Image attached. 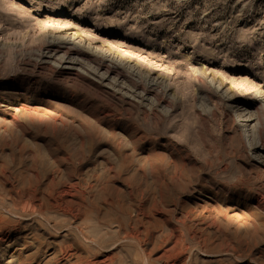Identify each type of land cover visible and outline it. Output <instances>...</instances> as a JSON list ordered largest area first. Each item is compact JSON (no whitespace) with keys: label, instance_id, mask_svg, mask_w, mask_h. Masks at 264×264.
I'll return each instance as SVG.
<instances>
[{"label":"rangeland","instance_id":"obj_1","mask_svg":"<svg viewBox=\"0 0 264 264\" xmlns=\"http://www.w3.org/2000/svg\"><path fill=\"white\" fill-rule=\"evenodd\" d=\"M3 233L0 264H264V0H0Z\"/></svg>","mask_w":264,"mask_h":264},{"label":"bare ground","instance_id":"obj_2","mask_svg":"<svg viewBox=\"0 0 264 264\" xmlns=\"http://www.w3.org/2000/svg\"><path fill=\"white\" fill-rule=\"evenodd\" d=\"M13 229V228H12ZM4 232H9L10 233V229L9 228H6L5 230H4ZM8 233H3V235L0 237V239H2L3 237L5 238V237H8V235H7ZM3 240V239H2Z\"/></svg>","mask_w":264,"mask_h":264}]
</instances>
